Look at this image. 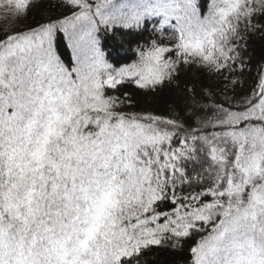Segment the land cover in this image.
Listing matches in <instances>:
<instances>
[{"label": "snow or ice", "instance_id": "obj_1", "mask_svg": "<svg viewBox=\"0 0 264 264\" xmlns=\"http://www.w3.org/2000/svg\"><path fill=\"white\" fill-rule=\"evenodd\" d=\"M37 4L0 0V264H264V65L238 79L264 0H59L13 31ZM193 68L218 82L129 110Z\"/></svg>", "mask_w": 264, "mask_h": 264}, {"label": "trees", "instance_id": "obj_2", "mask_svg": "<svg viewBox=\"0 0 264 264\" xmlns=\"http://www.w3.org/2000/svg\"><path fill=\"white\" fill-rule=\"evenodd\" d=\"M58 2L59 0H38L37 7L30 12L26 19L18 21L17 24L13 26L12 30L15 31L21 26L43 22L49 15L59 16L63 12V8L55 6ZM9 22L10 18L5 19V11L0 10V28L6 27ZM62 51H64L65 58L67 59L70 50L62 49ZM245 61L247 67L244 74L238 76L240 80L239 90L241 96L248 94L247 90L252 87L258 68L264 65V33H255L247 37ZM188 79H198V83L199 81H203L205 88H211L218 82L216 77L211 75H200L196 72L195 68H193L190 71L186 70L182 73L180 81H176L172 86H166L155 93L135 90L134 86H129L128 90L130 93L134 94L135 102V108L129 110H146L166 115L175 97V92L173 91L174 85ZM229 95H231V93H229ZM191 243V240H189L182 248L175 250H153L144 259L147 264H190V252L188 249Z\"/></svg>", "mask_w": 264, "mask_h": 264}]
</instances>
